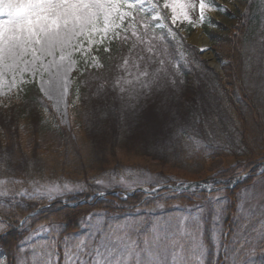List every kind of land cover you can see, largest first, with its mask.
Returning <instances> with one entry per match:
<instances>
[{"label": "trees", "instance_id": "obj_1", "mask_svg": "<svg viewBox=\"0 0 264 264\" xmlns=\"http://www.w3.org/2000/svg\"><path fill=\"white\" fill-rule=\"evenodd\" d=\"M245 1L248 5L241 25L236 27V33H222L204 26L211 40L212 50L219 59L227 61L223 76L198 56L195 46L185 41L180 29L171 23L166 10L162 8L163 0H158L161 5L159 14L163 19L152 18V12L147 6V30L143 28L145 21H141L136 25V35L132 34L131 28L127 33H121L128 37L126 41L109 38L96 46L92 52L98 67H92L93 64L86 61V68L84 59L78 61L76 69L80 71L75 69L72 75L70 94L75 100V110L70 115L71 123L65 131L60 132L63 137L61 145L42 149L43 155H38L34 150L39 136L54 128L59 131L62 127L36 83L22 82L6 98V102L0 103V192L4 189L17 191L20 186L30 188L31 181L44 183L67 179L79 181L84 186V190L77 194L64 197L67 202L73 203L106 190L90 184L100 172L118 170L127 173L128 169L160 171L172 166L197 174L201 172V167L217 158H222L227 163L232 162L233 165L229 169L224 165L218 169L213 180H224L223 185L230 184L244 172L256 175L264 161V43H261L264 41V15H261L264 9L260 6V0H255V3ZM213 4L218 3L214 0ZM207 21L215 26L221 25L213 17L206 19ZM124 26H128L127 21ZM185 27L188 32L192 30L186 25ZM170 31L175 32L176 36ZM160 37L163 39H159ZM149 47L153 49L151 53L148 52ZM162 59L163 65L160 64ZM145 69L148 71L147 77L140 75ZM157 69L160 71L157 72ZM203 69L213 73L214 79L207 81L200 78L198 73ZM117 80L120 81L119 84ZM141 84L147 86L141 87ZM122 87L123 92L120 90ZM188 90L202 98L203 106L197 104L191 107L185 104L182 96L186 97ZM153 92L155 95L166 92V99L171 101L172 106L178 103L175 109L183 106L186 108L177 113L179 121L175 123L173 120L163 126L161 132L166 137L164 153L166 150L175 153L173 159L163 158L161 155L160 159L152 158L156 164H150L146 159L152 156L144 154L143 160L134 161V155H130L129 151L123 152L121 148L117 153L113 146L102 143L104 135L102 138L96 134H104L102 129L105 130V126L111 128L116 138L118 137L117 140L129 137L136 124L127 119L126 108H134L138 120L141 110H149L151 107L149 103L154 97L151 95ZM171 92L176 93L171 97ZM219 93L224 100L227 99V111L217 101ZM96 99L101 100L102 107L91 106L93 112H88L85 107ZM157 99L164 101L161 97ZM24 117H27L25 121ZM209 117L212 118L208 120ZM29 120L33 121L30 123L33 126L27 124ZM21 124H27L25 130H29V135L33 134L30 146L26 145V138L21 135ZM190 136L196 143L192 145L199 147L198 150L189 146ZM241 159L246 162L242 160L241 163ZM252 176L242 179L233 188L221 187L222 192L164 189L152 196L137 192L126 198L109 194L95 203L76 206H67L59 201L60 198L33 199L6 191L7 196L0 195V218L10 226L0 235V247L4 251L2 256L15 263L16 256L25 246V237L39 226L52 229L48 237H51V241L55 238L56 245L59 246L64 243L65 237L80 232L89 217L91 219L97 213L123 220L128 214L140 215L161 203L169 206L173 202L184 206V210L186 205L199 202V199L215 193H218L215 196L229 198L234 206L237 192ZM54 201L56 202L53 203ZM50 203L49 207L26 217ZM233 206L231 211L234 214L236 211ZM166 211L172 213L174 210L167 208ZM163 213L164 210L158 211L149 217H161ZM25 217L27 223H21ZM149 225L150 223L144 226V233L150 229ZM40 237L41 240L43 237Z\"/></svg>", "mask_w": 264, "mask_h": 264}, {"label": "snow or ice", "instance_id": "obj_2", "mask_svg": "<svg viewBox=\"0 0 264 264\" xmlns=\"http://www.w3.org/2000/svg\"><path fill=\"white\" fill-rule=\"evenodd\" d=\"M198 2V20H192L189 15L190 9H196V3H189L188 0H163L162 8L170 10L173 25H177L180 20L195 25L205 20L207 7L205 0H198ZM251 3H255V0H251ZM148 5H151L156 10L155 15L159 16L161 5L158 0H0V88L5 85L9 90L18 88L25 74L33 79L39 76L40 90L48 96V99L53 98V92L57 94V110L59 111V102L65 101L72 83L70 77L76 67V62L73 60L74 53H80L84 57L87 68L86 61L91 45L103 43L106 37L126 41L128 37L122 36L121 33H127L129 28L133 30L132 34L136 35V25L145 21ZM260 6L264 9V0H260ZM261 15H264V11ZM160 18L163 19V17ZM126 21L127 27L124 26ZM143 28L145 30L149 28L146 21L143 23ZM159 39L162 40L163 37ZM85 43L88 47H85ZM152 50V47L148 48L149 53ZM206 50V47L201 49V51ZM125 64H127L126 60ZM160 64H164L163 59L160 60ZM98 66V64L92 65V67ZM159 71L157 69V72ZM45 75L48 76L47 80L44 79ZM140 75L147 77V69ZM117 83L119 84L120 81L117 80ZM127 83L131 84L132 81ZM146 86L141 84V87ZM120 90L123 92L124 88ZM149 180L151 177L142 180L137 174L135 179L125 183L128 189L134 190L135 184L142 185ZM189 184H184L183 187H188ZM191 186L193 189L196 187L195 184ZM201 186L213 188L212 184ZM161 187L162 185L157 183L156 188L151 191H158ZM82 190L84 186L80 184L72 186L67 182L63 184L37 182L33 184L32 192L25 191L20 195L33 199L42 197L54 199L67 192ZM216 191L222 192L223 189L217 188ZM145 192L148 193L149 190L145 189ZM104 194L99 193L101 196ZM0 195L7 196L8 193L0 192ZM124 195L126 198L127 192ZM221 199L220 196L213 197V200L217 202L215 219H218L221 214ZM96 215L99 217L104 214ZM21 223H27V220ZM103 223L102 219H98L95 225L91 226L88 238L80 237L75 244L70 243L72 238L65 237L63 264H206L208 250L202 243L193 238L191 256L186 257L185 245L177 239V236L195 237L202 227L199 214L192 217L194 225L192 232H185L182 228L179 233H168L165 230L164 234H161L159 228L154 227L153 238L151 240L145 238L142 248L131 240L128 234L129 221L126 220L124 224L110 225L106 230L102 227ZM5 228L4 222H0V235L4 234ZM50 231L52 229L42 227L38 232L33 233L30 239ZM259 239L264 241V225L261 226ZM251 242L243 235L239 238L234 237L233 244L239 247L229 249L225 246L226 264H245L241 253ZM39 247L44 248L45 251L36 253L33 249V264H37V258L42 256L48 258L43 261V264H58L59 252L55 238L51 243L45 242ZM169 251H171L170 261L166 258ZM21 264L26 262L22 261Z\"/></svg>", "mask_w": 264, "mask_h": 264}, {"label": "rangeland", "instance_id": "obj_3", "mask_svg": "<svg viewBox=\"0 0 264 264\" xmlns=\"http://www.w3.org/2000/svg\"><path fill=\"white\" fill-rule=\"evenodd\" d=\"M214 1V0H213ZM213 1L211 0H205V3L207 5L206 7V13H205V20L203 22H199L195 25L188 21L180 20L177 22V25H174L176 28L180 29V32L185 39V41L193 46H195L198 49V56L206 61L207 65L212 67L216 70L221 76H223L224 73V64L227 62L226 60L219 59L216 55V53L212 50V48L208 47V42L206 39V42H197L194 41V35L199 31V28H203L204 26L210 27L212 29H216L222 33H236L237 25H241V21L243 20V14L246 10V7L248 5V2L245 0H215L218 4L214 5ZM189 3H196L197 7L195 10H189V15L191 16L192 20H198V8H199V2L198 0H188ZM149 11H151V17L154 19H159V16L155 15L156 10L151 7V5H148ZM167 14L169 15V18L171 20V12L168 9H165ZM213 17L221 22V25L215 26L212 25L209 21L206 22V19ZM190 27L192 30L188 32L186 30V27ZM171 34L175 35V32L170 31ZM205 37V36H204ZM109 38H105L107 40ZM192 39V43L188 42V40ZM209 39V37H208ZM104 40V41H105ZM102 44V43H101ZM100 44H92L90 48V53L87 57V62H91L92 64L97 63V59L95 55L93 54V50L96 46ZM85 47H88V44L85 43ZM207 48L206 51H201L203 48ZM84 59L83 56H81L80 53H74L73 60L76 62V66L78 64L79 60ZM85 60V59H84ZM212 60H214L215 63L220 64V68L222 70V73L219 72L215 67L212 66ZM76 67L74 68V70ZM73 70V72H74ZM72 72V75H73ZM72 75L70 77V80H72ZM198 76L202 78L203 80H212L213 73L206 71L203 69L198 73ZM10 79V78H9ZM45 80L48 79V76L45 75ZM25 81H32L35 82L37 87L40 90V77L37 76L35 79H33L30 75L25 74L23 77V82ZM206 81V82H207ZM202 86V85H201ZM71 88L72 83L69 86V93L65 101L59 102V111L57 110L58 107V99L57 94L55 92L52 93L53 98L51 100L48 99V96L45 95L43 91L40 90V92L44 95V97L49 102L55 116L57 119L58 124H60V127H62L59 131L58 129L54 128L52 130L46 131L44 134L40 135L38 138V145L34 146L38 155L42 154V149L48 148V146L57 147L61 145V142L63 141L62 132L64 129L68 128L71 121H70V115L74 112L75 106L73 98L71 97ZM17 88H13L12 90H9L8 86L5 85L3 88H0V103L6 102V98H8L11 94L14 93V91ZM168 92V90H167ZM188 94L185 96H182V100L189 106L195 107L197 104L203 106L201 103L202 98L197 95L194 91H187ZM173 93H169L170 96H173ZM191 93V94H190ZM151 93L152 96H154L149 103V110H141V117L137 120V113L135 112L134 108H126V115L127 119L130 122H134L136 124L135 129H133V133H130L129 137H120V140H117L116 136L114 135V132L111 130L110 127L105 126V130L102 129L104 134L97 133L96 135H99V137H102L104 135L105 139H101L102 143L113 146L115 148V151L119 153V150L121 149L123 152L129 151L130 155H134V161L136 160H143L144 154H150L152 157H148L146 160H149L150 164H156L155 161H153L152 158L160 159L161 155H163V158H169L173 159L174 154L169 153L171 151L165 150V146L163 145L165 142V136L163 133V126L168 125L173 120H175V123L179 121L177 113H181L182 110L185 111V107H180L179 109H175L178 105V103H175V105L172 106L171 101H167L166 99V92L162 93ZM180 96V94H179ZM157 97H161V99H164V101L157 99ZM205 101H206V95L204 93ZM187 98V100H186ZM217 101L219 104H223L221 108L228 107L227 99L224 100L221 93L218 94ZM153 103V104H152ZM102 102L99 99L90 101L88 105L85 107L87 108L88 112H93V109L91 106H101ZM152 104V105H150ZM183 105V104H182ZM186 105V107H187ZM205 105V104H204ZM154 107H157L156 109H153ZM188 108V107H187ZM97 109V108H96ZM95 109V110H96ZM95 110L94 114L95 115ZM100 110V109H97ZM144 111V112H143ZM227 111V109H226ZM225 111V112H226ZM175 112V113H174ZM123 113V112H122ZM90 114V113H89ZM228 114V113H227ZM34 115V114H32ZM31 115V116H32ZM91 115V114H90ZM210 115V113L208 114ZM24 116V115H23ZM34 117V116H33ZM27 117H24V120ZM125 118V117H123ZM212 117H209L211 119ZM144 119V121H143ZM154 119V120H152ZM177 119V120H176ZM207 120V122H208ZM128 121V122H129ZM143 121V124L141 122ZM31 120H29V125ZM158 122V124H157ZM27 124H21V135L26 138L25 143L27 146L31 145V141L33 139V134L28 133L29 130L26 129ZM126 125L125 123H123ZM53 127V126H52ZM65 127V128H64ZM128 127V126H127ZM32 128V127H30ZM129 128V127H128ZM65 131V130H64ZM183 132V130H182ZM183 134V133H182ZM115 137V138H114ZM189 146L193 150H198L199 147L196 145L194 140L190 136ZM176 144V142H175ZM114 145H118L114 146ZM161 148V149H160ZM160 149V150H159ZM159 151H163L162 153ZM252 153L253 150L251 149ZM164 153V154H163ZM167 154V155H166ZM165 155V156H164ZM141 157V158H140ZM164 160V159H163ZM246 162L245 159H241V163ZM137 161V162H139ZM133 162V161H132ZM229 164V165H228ZM225 166V168L229 169L232 167V162L227 163L222 158H217L205 165V167H201V172L197 174L189 173L187 171H183L182 169H179L177 167L167 166L165 169H162L160 171L149 169V170H133L128 169L129 171L127 173L121 172L118 170L115 171H104L100 172L99 175L93 177L95 180L90 183L94 186L106 189L102 190V192H110L111 194H117V195H123L122 193L132 190L128 189L125 181H131L135 179L136 175L139 174L140 179H147L148 177H151V180H149L145 184H135L133 187H147L151 189L153 186H156L157 183L161 185L169 184L166 183L168 181H175V183H171V185H184L188 181H195L200 180L207 184H212L213 187L217 186V184H220L218 180L215 179V175L219 172L220 168L222 166ZM228 165V166H226ZM262 167V172L260 174H256L252 176L253 178L250 179L247 183H245L237 192V195L235 197V205L233 206V202L229 200L227 197H221V214L218 219H215L216 217V211H215V204L217 203L215 200H213V197H216L215 194L209 195L207 198H201L198 201L191 205H186L184 210L182 205L177 204L173 202L171 205H163L162 203L159 204V206H154L151 210L146 211L145 213L138 214H128L123 220L120 218L112 217L107 214H104L102 216H97L95 214L94 217H92L89 221H87L86 225L82 228L80 232H77L73 234L70 238V243L75 244L78 242V239L80 237L88 238L90 228L92 225H95L96 221L98 219H102L104 221L102 227L106 230L108 227L117 225V224H124L125 221L130 222V226L128 229V234L131 238V240L135 241L139 246L143 247V240L145 238H148L151 240L153 238L152 229L154 227H158L161 234H164L165 230H167L168 233L176 232L179 233L181 229L185 232H192L194 229V225L192 223V217L199 214L200 221L202 224V227L200 228V231L195 235V237L192 236H177V239H180L182 243L185 245V256L190 257L191 256V241L194 238L195 240L202 243L207 248V257H206V264H226V256L224 248L227 246L229 249L232 247H239V245L233 244L234 237L239 238L241 235L248 237L252 242L248 245H246L243 249V252L241 253V258L245 261V264H264V241L259 239V233L261 226L264 225V164L260 165ZM198 168V167H197ZM219 169V170H218ZM259 169V168H258ZM89 174V173H88ZM90 175V174H89ZM92 178V179H93ZM27 180V179H26ZM52 182L57 183H69L72 186L78 185L79 181H72V180H53ZM99 182V183H98ZM35 182L31 181L32 187H23L20 186L19 190H8L4 189L3 192L8 191L9 193H17L20 194L21 192H32L33 191V184ZM42 183V182H40ZM225 183V181H224ZM222 185V184H221ZM1 190V186H0ZM163 189H160L159 191H162ZM197 191V190H195ZM191 191V192H195ZM80 191H73V192H67L62 196H56L54 199L60 198V200H65L64 197H68L70 195H75ZM216 192V189L212 188L211 191L207 192ZM100 192H97L95 194L90 195L89 198L83 199L81 202H73L72 204H78L85 201H88V203L93 202L95 203L98 199H101L103 197H99ZM197 198V196H195ZM194 197V198H195ZM46 199H49L47 197H44ZM49 199V200H54ZM67 202V201H66ZM71 203V202H67ZM233 206L234 211H236L234 214L231 211V207ZM169 208L170 210H174L172 213L169 211L167 212L166 209ZM182 209V210H181ZM164 213L161 215V217H149L150 214L156 213L158 211H163ZM103 214V213H102ZM0 222H4L0 218ZM150 223V229L144 233V226L146 224ZM6 228L10 226L8 223L4 222ZM47 228L46 226H39L35 231H30L28 235L25 237L23 244L25 245L23 250H21L18 254V257L15 258V263L12 260H7L4 255V251L0 247V264H21L22 261L26 262V264H33L32 257L34 255L33 249H35L36 253H42L45 251L44 248L39 247V245L44 244L45 242L51 243V237H48L50 232H46L43 235H40L36 237L35 239H30L33 235V233L38 232L41 228ZM55 235V234H54ZM53 235V236H54ZM99 236V234H98ZM215 236V239H214ZM42 238L41 240L39 239ZM98 238V237H97ZM46 239V240H45ZM217 243H219V247H217ZM64 243L62 242L61 245L57 246V251L59 252V262L58 264H63L64 261ZM22 249V248H21ZM247 253V255H245ZM164 258V257H162ZM169 261L171 260V251L168 252L167 257ZM48 258L46 256L38 257L37 258V264H43V261L47 260Z\"/></svg>", "mask_w": 264, "mask_h": 264}, {"label": "water", "instance_id": "obj_4", "mask_svg": "<svg viewBox=\"0 0 264 264\" xmlns=\"http://www.w3.org/2000/svg\"><path fill=\"white\" fill-rule=\"evenodd\" d=\"M199 31L205 36V38L207 39L208 45H210V40L208 39V37H207L205 31H204L203 29H199ZM188 42L192 43L193 41H192V39H190V40H188ZM211 64H212V63H211ZM212 66L215 67L219 72L222 73V70L220 69V64H218V65H213V64H212ZM248 175H249L248 173H246V175H244V174L240 175L239 177H237V178L233 181V184H232V185L237 184L241 178L247 177ZM188 184H189V183H188ZM191 184L198 185L199 182H191ZM191 184H189L188 187L163 185L160 189H162V188H167V187H173V188H177V189H186V188H190V187H192ZM148 190H149V189H148ZM151 190H153V189H151ZM151 190H149L148 193H152ZM137 191H144V192H145V188H139V189L132 190L131 192H128V193H127V196H128V195H131V194H133V193H135V192H137ZM107 194H109V193H106V192H105V194H104L103 196H105V195H107ZM103 196L99 195V197H103ZM85 202H88V201H85ZM65 204H66V205H69L68 203H65ZM74 205H76V204H74Z\"/></svg>", "mask_w": 264, "mask_h": 264}, {"label": "bare ground", "instance_id": "obj_5", "mask_svg": "<svg viewBox=\"0 0 264 264\" xmlns=\"http://www.w3.org/2000/svg\"><path fill=\"white\" fill-rule=\"evenodd\" d=\"M204 38H205L204 35L200 31H198L194 35V39H195L194 41H197V42H200V43L206 42V39H204ZM211 62H212L213 65H218L217 63L214 62V60H212Z\"/></svg>", "mask_w": 264, "mask_h": 264}]
</instances>
